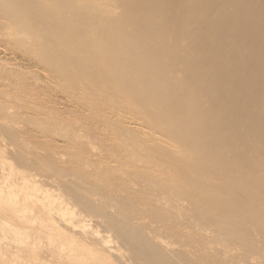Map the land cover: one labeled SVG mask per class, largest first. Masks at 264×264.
Instances as JSON below:
<instances>
[{
    "label": "bare ground",
    "instance_id": "bare-ground-1",
    "mask_svg": "<svg viewBox=\"0 0 264 264\" xmlns=\"http://www.w3.org/2000/svg\"><path fill=\"white\" fill-rule=\"evenodd\" d=\"M0 1L23 59L48 71L63 94L27 104L20 95L17 110L43 115L45 129L61 94L82 99L95 125L114 111L135 121L129 136L121 124L125 138L105 158L84 144L29 158L30 136L12 128L19 118L7 114L8 127L0 119V138L16 144L14 164L25 169L16 174L0 151L1 261L264 264V0ZM2 32L0 42L10 39ZM9 69L0 84L16 74ZM57 124L50 131L61 133L65 124Z\"/></svg>",
    "mask_w": 264,
    "mask_h": 264
},
{
    "label": "rangeland",
    "instance_id": "rangeland-1",
    "mask_svg": "<svg viewBox=\"0 0 264 264\" xmlns=\"http://www.w3.org/2000/svg\"><path fill=\"white\" fill-rule=\"evenodd\" d=\"M2 1H0V3H1ZM1 18H3L1 15H0V27L1 28H3V29H1L3 32H5L4 34H7V32H8V36L7 37H9L10 36V39H11V37L14 35H12L11 36V34H9V33H12V32H15L16 33V35H17V37L19 38V36H20V33L18 32H16V30L15 31H13L14 30V27L13 26H11L12 24L11 23H8L9 22V20H6V18L5 19H1ZM5 20V21H4ZM8 21V22H7ZM10 24V25H9ZM10 26H11V28H10ZM8 29H10V31H12V32H9V30ZM11 29H13V30H11ZM0 30V32H2ZM5 30V31H4ZM8 30V31H7ZM2 32V33H3ZM16 35H14V36H16ZM19 35V36H18ZM13 36V39H15V41H16V39H18L17 37H14ZM10 39L8 38V40H3V42L1 41L0 42V62L2 63H0V70L1 71H3L2 72V74H1V71H0V75L2 76V75H4L5 73H8L9 74V72H7L8 71V69L10 70V72H11V70H12V73L14 72V71H16L15 73L16 74H14V75H16V78L18 77V76H21V77H18V78H21L22 79V75L24 76L23 78L24 79H22V80H24V83L23 82H19V81H22V80H18V78L16 79V80H18V83H17V81H15V82H11V81H14V75H13V77H11V78H9V77H5V79L6 80H3L2 82L3 83H1L0 84V91H1V93H2V95H3V93H5L3 96H5L6 98H8V100L11 98L12 99V101H11V99H10V101H11V103H9V101L5 98V97H3L2 95H1V93H0V100H2V101H4V102H2L1 101V104H4V105H0V108H2L3 109V107L5 108V106H7V107H9V106H11V105H13V107H14V109L13 110H11L9 113H8V111L9 110H7V107L4 109L5 110V113H4V111L2 112L1 111V109H0V119H3V121H4V117H7L8 118V116H7V114L9 115L12 111L15 113H13L14 114V116L16 117H18L19 118V122H20V120H22V119H20V116H21V114H22V116L21 117H23V120L25 119V118H27L28 116L30 117V118H32V120L35 118V116H32V115H30V114H25V112L23 113V111H21V110H17V106H18V104H19V106L18 107H22V105H24V103H20V101L19 100H22L23 99V101L27 104V103H31V102H34V101H38V100H41V99H45V95L46 94H48V93H50V91H54L55 90V92H57V93H61V92H59L58 91V87H57V85L55 84V83H57L56 81V79H53V78H51L50 76H48V71H43V67L41 66V65H39L34 59H32V58H27V57H25V59H23V55H24V49H23V52L22 51H19L20 49H19V47H18V41H13V42H15V44L14 43H10ZM13 39H11V42H12V40ZM5 41V42H4ZM7 41H8V43H7ZM16 45V46H15ZM20 46V45H19ZM19 50H18V49ZM22 50V49H21ZM23 53V54H22ZM29 59H32V60H29ZM23 60V61H22ZM26 60V61H25ZM27 60H28V62H27ZM32 63H31V62ZM4 63H6V66H5V64ZM35 63V64H34ZM3 64H4V66H3ZM7 64H9V65H7ZM30 64H32V65H30ZM22 65V66H21ZM9 66V67H8ZM11 66V67H10ZM12 66H14L13 68H15V69H12ZM2 67H3V69H2ZM18 67V68H17ZM19 67H21V69H19ZM25 67V68H24ZM5 68V69H4ZM8 68V69H7ZM39 68V69H38ZM19 69V70H18ZM20 72L21 70L23 71V72H26L27 73V75H29L28 73L30 72V75L32 76V75H34V73H40L41 74V77L39 78L38 77V80L35 78V76H36V74L34 75V77L32 76H27V75H25L26 73H23L22 71L18 74L17 72L18 71ZM43 72H42V71ZM29 71V72H28ZM40 71V72H39ZM32 72H34V73H32ZM42 72V73H41ZM46 72H48V73H46ZM23 73V74H22ZM32 73V74H31ZM44 73V74H43ZM43 74V75H42ZM44 75H45V77H46V75H47V78L49 77V79H48V81L46 80V78H44ZM25 77H26V79H25ZM45 80H44V79ZM13 79V80H12ZM28 79H29V81H28ZM35 80L36 82H34L33 80ZM8 80V81H7ZM10 80V81H9ZM32 80V81H31ZM45 83H44V82ZM7 82L9 83L8 85H7ZM41 83V84H39V83ZM48 84H47V83ZM54 82V83H53ZM11 83V84H10ZM21 83H23L22 85H21ZM37 84V85H34V84ZM6 84V85H5ZM15 84H16V86L17 87H15ZM25 84V85H24ZM28 84H29V86H28ZM43 84H47V86L45 85H43ZM50 84V85H49ZM10 85H12V86H10ZM39 85V86H38ZM49 85V86H48ZM56 85V86H55ZM19 86H20V89L18 90V88H19ZM38 86V87H37ZM9 87H11V88H9ZM14 87V88H13ZM23 87V88H22ZM45 87H47V89H49V90H47ZM49 87V88H48ZM56 87V88H55ZM16 88V89H15ZM13 90V91H12ZM8 91V93H9V97H7L6 95L8 94V93H6ZM16 91H18L17 93H16ZM20 91H22V92H20ZM27 91V92H26ZM49 91V92H48ZM46 92V93H45ZM80 92V91H79ZM79 92H77V94L78 95H80L81 96V93H79ZM11 93V94H10ZM20 93V94H19ZM29 93V94H28ZM15 94H17V95H19L18 97H17V95H15ZM62 94V93H61ZM61 94H59L58 95V101H56L55 102V105H54V107H55V109H56V112H54V118L52 117V113H50L47 117L48 118H50L49 120L50 121H48V122H45V125H46V127L48 128V130H49V132L48 131H46L47 130V128H45L44 129V125L43 124H41V122H42V120H41V118L43 119L44 117H43V115H41V116H39V117H36L34 120L36 121L35 122V124H34V126L35 127H33V125H29L28 123H30V122H26L25 120H24V122L23 121H21L20 123L17 121V120H15V119H17V118H13L14 116L12 115V113H11V115H9V116H13L12 118L14 119V122L16 121V123H18V126L17 127H14L13 125V130L15 129L16 131H18V132H23L24 134H23V137H25V135L27 134V135H29L30 136V138H24L25 139V145H26V142L27 143H29V144H27L26 146H27V148L25 147V149H28V150H30L29 148H28V146L30 145V144H33V146L32 145H30V146H32V147H34V148H32L31 149V151H34L33 153L31 152V151H29L28 152V150L26 151V155H28L30 152V154L28 155L29 156V158H30V155L33 157L38 151H39V153H41L42 152V150H45V149H47V150H45V151H47V153H45V155L46 156H48L49 154H48V149L50 150L51 149V147H52V149L51 150H53L52 152H58V150H59V152H63L62 150H60L61 149V147H63L62 149H65V150H71V151H73L74 149V151H76L77 150V147H79V148H81L84 152H88V153H90V152H92V153H95L96 151L94 150V148L97 146V150H98V148H99V150H101V149H103V151L101 152H96V154H99V155H101L103 158H105V157H107V154H106V150L108 149V150H110V148H111V150H113V146H115V144H117L118 143V145H119V142H122L121 141V139H123V138H125V135H123L122 133H124L125 132V130L127 129V128H129V133H127V131L125 132L126 133V135L128 134V136L132 133L131 132V128H133L134 127V123H135V121L133 120V118L134 117H132V115H130V114H128V113H118V111H114L113 113H111L110 112V110L109 109H106L107 110V112H110V114L108 115V117L109 118H112L111 119V122L112 121H114V123L115 124H118V126H115L116 128H115V130H114V123H112L111 124V122H110V120L108 121V122H105L104 123V125L103 124H101V123H98L97 125H95V123L92 121V115H94V112H90V110H87L86 108H85V105L83 106V104L84 103H82V99H80V98H78L77 99V101H71V102H68V101H66L65 99H63V97H61L62 95ZM11 95H13V96H11ZM23 95V97H21V96ZM30 95H32V96H30ZM33 95H34V97H33ZM36 95V96H35ZM61 95V96H60ZM15 96V97H14ZM22 99H21V98ZM16 98V99H15ZM31 98H32V100H31ZM14 99H15V101L17 100L18 102L16 103L15 101H14ZM26 101H25V100ZM79 100H80V102H79ZM92 100V99H91ZM6 102H8V103H6ZM77 102V103H76ZM13 103V104H12ZM15 104H17V105H15ZM21 104V105H20ZM9 105V106H8ZM81 105V106H80ZM2 106V107H1ZM87 113H86V112ZM90 112V113H89ZM2 113H4V115L2 114ZM56 114V115H55ZM90 116H89V115ZM2 115V116H1ZM130 116V119L128 118L129 116ZM112 116V117H111ZM115 116V117H114ZM121 117V118H120ZM11 118V117H10ZM10 118H8V122H7V120H5L6 121V126L8 127V124H9V126H10V120L12 119H10ZM38 118V119H37ZM123 118V119H122ZM126 118V119H125ZM54 121H53V120ZM115 119H116V121H115ZM128 119V120H127ZM34 120H33V122L32 123H34ZM55 120H56V122H55ZM63 120V121H62ZM73 120H75L74 121V124L76 125V127L75 128H73L72 127V125H71V127H72V130H70L71 128H70V126L67 124V123H69V124H71L72 122H73ZM77 120V121H76ZM130 120V121H129ZM2 120H0V122H1ZM3 121H2V123L1 124H4L5 123V121H4V123H3ZM59 122V124H65V126L64 127H61V128H63V130H61L62 132L60 133H58V131H59V129L58 130H56L55 131V129L53 128V130L52 131H50L52 128L50 127V126H52V127H58V128H60L59 126H58V122ZM62 121V122H61ZM26 123L25 125H23V123ZM40 122V125H38V123ZM55 122V124H53ZM126 122H127V124H126ZM133 122V123H132ZM16 123H13L14 125H17ZM42 123H44V122H42ZM48 123L50 124V125H48ZM77 123H78V125L80 126V127H78L77 128ZM80 123V124H79ZM120 123V124H119ZM122 123H124L125 125H126V127L127 128H125V125L123 124V125H121ZM129 123V124H128ZM131 123V124H130ZM29 126H28V125ZM31 124V123H30ZM133 124V125H132ZM40 126V128H43V130L41 129L40 131L41 132H39V129L37 128L38 126ZM41 125H43L42 127H41ZM54 125V126H53ZM66 125H67V128H66ZM75 125H73V126H75ZM131 125V126H130ZM62 126V125H61ZM69 126V127H68ZM2 127H4L3 125H2ZM6 127V128H7ZM83 127V128H82ZM119 127V128H118ZM77 128V130H75L76 131V133L74 134V129H76ZM82 128V129H81ZM122 128H124V132L123 131H121L120 132V130ZM3 129V131H4V129L5 128H2ZM2 129H0L1 130V133H2ZM57 129V128H56ZM79 129V130H78ZM86 131H85V130ZM82 130H84V132H86L85 134H87V135H85V134H83V132L81 133V131ZM42 131H44V133L42 132ZM71 131L73 132V133H71ZM93 131V132H92ZM115 131H119V133H121V134H117L118 132H115ZM46 132V133H45ZM69 132V134L70 135H66L65 133H68ZM95 132V133H94ZM101 132V133H100ZM4 133V132H3ZM80 133H81V135L83 134L84 135V137H83V135L81 136V138L79 137L80 136ZM97 133V134H96ZM100 133V134H99ZM106 133V134H105ZM109 133H111V134H109ZM113 133V134H112ZM5 135H6V133H4ZM4 134H0V135H4ZM119 136L118 138H116L117 137V135ZM133 134V133H132ZM72 135H76V136H72ZM137 135H139L140 136V134H137ZM59 136V137H58ZM61 136V137H60ZM79 138H78V137ZM89 138H88V137ZM6 137V136H5ZM0 138V151L2 150V151H5V153L3 154L4 156H5V154H7L5 157H6V159L8 160V162H10L15 168H14V171H15V173L16 174H18V173H20V172H23V171H25V169L23 168V167H21L20 165H19V163H18V165H16L17 163V158H15V152H17V154H16V157H17V155H18V151H16L17 150V148H15L16 146V144H13V146H11L12 144H11V141L9 140V138H8V140L6 139V138ZM62 137H63V140H62ZM65 137H67L68 139L70 138L71 139V141L72 142H70V140H68L67 138H66V140H65ZM93 137V138H92ZM127 137V136H126ZM80 139V141L82 140V142L83 143H76L75 141H79L78 139ZM6 139L7 141H8V143H9V141H10V143L9 144H7V141L5 140V142H4V140ZM84 139V140H83ZM85 139H86V141H85ZM88 139H93L94 141H92L93 142V144L92 143H89V142H91L90 140H88ZM124 140V139H123ZM73 141L75 142V144H71V143H73ZM118 141V142H117ZM89 144H88V143ZM97 143V144H96ZM100 145H99V144ZM78 144V145H77ZM82 144H84V146L82 145ZM121 144V143H120ZM80 145H82L81 147H80ZM90 145V146H89ZM94 145H96V146H94ZM58 147V148H60V149H57L56 147ZM17 147H18V145H17ZM88 147V148H87ZM90 147L92 148V151H90ZM13 148H15L13 151H12V149ZM31 148V147H30ZM45 148V149H44ZM56 148V149H55ZM72 148H74V149H72ZM18 149H19V147H18ZM37 149H39L38 151H37ZM40 149H42V150H40ZM37 152H36V151ZM50 150V151H51ZM55 150V151H54ZM89 150V151H88ZM98 150V151H99ZM45 151H43V152H45ZM71 151H69V152H71ZM27 152H28V154H27ZM36 152V153H35ZM58 152V153H59ZM11 153H13V154H11ZM38 154V153H37ZM51 154V153H50ZM96 154H92L91 155V159L92 160H95L96 158L94 157ZM13 155V156H12ZM15 158V160H16V162L15 161H13L14 160V158ZM57 157V156H56ZM88 157H90V154H88ZM14 162L16 163V164H14ZM34 173V172H33ZM4 174H5V172H4ZM2 175H3V171L0 169V177L2 178ZM39 178H37V180H38ZM42 181H43V179H41ZM40 179L38 180V182L37 183H35L36 185H43V183L44 182H42ZM45 185H46V183H44ZM50 189V190H49ZM44 191H48V193H58L56 190H55V188L53 189L52 187H49V186H45L44 187V189H43ZM50 191V192H49ZM53 218V219H52ZM51 219L53 220V221H58L57 220V218L56 217H52ZM80 230H81V228H80V225H78V224H75L74 225V227L72 228V229H70V232L73 234V235H75V236H79L78 234H81V232H80ZM187 256H191V255H187ZM7 257H2V261H1V259H0V264H10V263H8L7 261H5V259H6ZM3 261H4V263H3Z\"/></svg>",
    "mask_w": 264,
    "mask_h": 264
}]
</instances>
